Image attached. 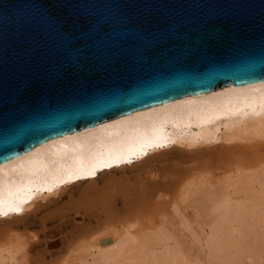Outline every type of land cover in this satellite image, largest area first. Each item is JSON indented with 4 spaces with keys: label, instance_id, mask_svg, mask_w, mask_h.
Here are the masks:
<instances>
[{
    "label": "bare ground",
    "instance_id": "bare-ground-1",
    "mask_svg": "<svg viewBox=\"0 0 264 264\" xmlns=\"http://www.w3.org/2000/svg\"><path fill=\"white\" fill-rule=\"evenodd\" d=\"M52 205L48 216L78 238L47 240L44 221L28 228ZM0 212V264H28L35 245L57 251L38 264H184L162 231L171 226L206 261L235 260L247 225L264 224V81L139 109L0 163Z\"/></svg>",
    "mask_w": 264,
    "mask_h": 264
},
{
    "label": "water",
    "instance_id": "water-1",
    "mask_svg": "<svg viewBox=\"0 0 264 264\" xmlns=\"http://www.w3.org/2000/svg\"><path fill=\"white\" fill-rule=\"evenodd\" d=\"M260 81L264 0H0V163L139 109Z\"/></svg>",
    "mask_w": 264,
    "mask_h": 264
},
{
    "label": "rangeland",
    "instance_id": "rangeland-1",
    "mask_svg": "<svg viewBox=\"0 0 264 264\" xmlns=\"http://www.w3.org/2000/svg\"><path fill=\"white\" fill-rule=\"evenodd\" d=\"M99 185H101V183H99ZM235 200L240 201L241 198L235 199ZM52 208H53V205L48 208L47 207L38 208L34 212V214H29V216L25 220V224L28 226L29 229H36L40 231L39 224L41 221H44L46 222V231L53 230V232H55L56 234L54 236H47L46 237L47 240H53V238L55 237L64 236L70 241L71 239L70 237L72 236L73 238L74 237L73 235H75V233L77 235V232L76 231L73 232L72 235L68 237L65 236L66 232H68L71 229L69 222L65 224L66 229H63L64 226L58 227L57 226L58 223L52 220L50 215L48 216L49 210H51ZM183 218H186V216H183ZM211 218H212L211 216L201 215L198 218L197 224H206L208 228L209 227L212 228L214 224L210 222ZM184 220L187 221V225L188 227H190L191 231L193 232V235H197L198 230H197L195 223L191 221L192 219L187 217ZM87 223L89 224V226L93 227L96 221L90 220V221H87L86 224ZM175 228L176 226L164 227L162 228V231L165 233L166 238H167L166 239L167 244H169L170 248H172L174 255H178V251H179L186 258V261L184 264H264V224L262 223L254 222L252 224L247 225L244 233L242 234V241L244 242V245H245L244 249L246 248L247 251L243 252L241 256L237 257L235 260L232 259L226 262L222 259H219V260L216 259V260H213L212 262L206 261L204 256H202L201 253L198 252L195 245L187 244V242H185L186 238L184 237V235L179 236V234L177 235L176 233L173 232L174 231L173 229ZM67 235H69V233ZM76 235L75 237L78 238L77 237L78 235L77 236ZM39 239H41L40 236H39ZM73 240L74 238L72 239V241ZM34 241L35 242L33 243L35 244L36 240ZM29 250L30 251L27 252L28 253L27 255H29L28 260H27L28 264H38L39 262L38 260L47 262L50 259H54L57 253L56 250L54 251L55 253H52V254L45 253L44 251H42L43 247L39 245L32 246L30 247ZM228 250L234 251L235 249L234 247H229ZM194 255H198V258L196 259L192 257ZM246 255L251 257V262H248V260L245 257ZM17 259H19V256H17ZM196 260H198L197 263H195Z\"/></svg>",
    "mask_w": 264,
    "mask_h": 264
},
{
    "label": "snow or ice",
    "instance_id": "snow-or-ice-1",
    "mask_svg": "<svg viewBox=\"0 0 264 264\" xmlns=\"http://www.w3.org/2000/svg\"><path fill=\"white\" fill-rule=\"evenodd\" d=\"M130 162V161H129ZM10 208H11V211H13V212H19L20 211V209L18 208V207H11L10 206ZM5 214H7V213H4V212H0V215H5Z\"/></svg>",
    "mask_w": 264,
    "mask_h": 264
}]
</instances>
